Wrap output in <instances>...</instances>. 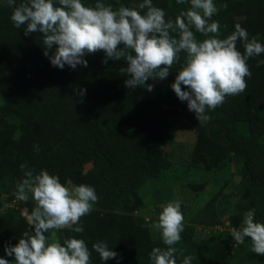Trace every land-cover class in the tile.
<instances>
[{
	"label": "trees",
	"instance_id": "trees-1",
	"mask_svg": "<svg viewBox=\"0 0 264 264\" xmlns=\"http://www.w3.org/2000/svg\"><path fill=\"white\" fill-rule=\"evenodd\" d=\"M21 2L16 0L17 5ZM82 2L94 5L96 0ZM101 2L118 9L142 0ZM153 4L172 20L190 6L176 0H153ZM214 4L218 12L212 19L221 24V38L239 23L249 39L264 45V0H214ZM12 11L7 0H0V251L16 245L25 230H33L26 220L35 206L31 194L27 201L16 199L18 205L12 204L24 164L34 175L46 170L64 184L92 186L99 197L93 211L81 218L82 233L56 232L61 243L84 239L92 252L91 264H152V248L165 247L161 234L154 237L147 227L152 220L131 214L144 209L141 194L172 167V156L165 149L171 124L185 120L193 132L191 167L205 165L212 182L189 183L195 192L204 194L207 186L211 191L190 216V224H184L175 245L177 264L185 256L193 257L192 264H264V256L251 251L250 239L237 242L229 230H241L244 213L250 209L256 221L264 223V64L257 66L264 53L247 62L252 75L246 78V90L226 97L204 121L171 88L184 53L165 80L146 82L154 85L153 91L129 89L128 77L121 71L127 62L105 64L103 51L86 55L87 67L52 66L44 55L42 34L25 36L23 28L13 25ZM196 36L205 39L200 33ZM237 48L243 53L239 41ZM81 89L86 90L83 96L78 95ZM9 120L21 129L18 137H13L14 122ZM86 163L91 166L84 171ZM197 225L225 228L198 236ZM99 241H106L117 258L102 261L92 249Z\"/></svg>",
	"mask_w": 264,
	"mask_h": 264
},
{
	"label": "clouds",
	"instance_id": "clouds-1",
	"mask_svg": "<svg viewBox=\"0 0 264 264\" xmlns=\"http://www.w3.org/2000/svg\"><path fill=\"white\" fill-rule=\"evenodd\" d=\"M176 3L190 6L172 20L153 0H142L130 7L121 5L118 9L101 0L94 5L82 0H23L17 5L16 0H7L13 8V25L23 28L25 36L42 34L44 55L60 69L65 65L72 69L78 65L87 67L84 57L103 51L105 64L108 60L127 62V67L121 69L128 77L127 88L139 86L151 92L154 85L146 82L165 80L184 53V63L171 88L182 102H187L198 120L208 121L209 110L221 106L226 97L246 90V78L252 75L247 62L264 53V45L255 38L249 39L239 23L231 34L221 38V24L212 19L218 12L214 0ZM196 33L205 39L198 40ZM238 41L243 44V53L237 48ZM260 64L264 60L257 62V66ZM85 91L81 89L78 95L83 96ZM34 151L39 153L38 145ZM20 168L24 177L17 182L15 197L27 201L31 194L35 206L26 217L33 230H25L16 245L5 248L6 254L15 258L12 264H91L92 252L84 239L73 237L61 243L56 232L84 231L81 218L90 214L99 200L94 187L68 186L46 170L34 175L24 164ZM161 207L157 221L147 227L160 232L165 247H153L149 257L152 264H177L175 245L184 231L181 203L171 201ZM229 230H234L232 235L237 242L250 239L251 251L264 256V223L256 221L253 209L244 213L241 230ZM92 249L102 261L118 256L106 241L93 243ZM192 260V256H185L182 264H192ZM0 264L10 262L0 257Z\"/></svg>",
	"mask_w": 264,
	"mask_h": 264
},
{
	"label": "rangeland",
	"instance_id": "rangeland-1",
	"mask_svg": "<svg viewBox=\"0 0 264 264\" xmlns=\"http://www.w3.org/2000/svg\"><path fill=\"white\" fill-rule=\"evenodd\" d=\"M9 122H14V120H9ZM13 126V137H18L21 134V129L15 122L13 123ZM192 139L193 132L186 124V121L174 120L171 124V131L165 147L166 151L172 156V167L164 171L162 177L158 181L147 186V189L141 194L139 199L144 206V209L140 212H134L131 215L141 216L145 220L150 219L153 222H156L159 213L162 211V205L171 201H180L181 210L184 215V224H190V216L204 203L206 195H209L208 192L211 191V188L207 186L203 194L191 190L188 187L189 183L201 182L205 179H209L208 181L212 182L211 179L208 178L210 174L206 173L208 170L207 167L205 168V165L200 163V165H197L198 169L191 167L190 143L192 142ZM90 166L91 163H86L83 170H88ZM231 174L234 176L233 171H231ZM65 185L71 186L74 184L67 182ZM14 201L15 202H12V204L18 205L19 202L16 198ZM157 208H160V210ZM224 228L225 226L220 225L215 227H201L197 225L195 229L197 230L198 236H203V234ZM152 231L154 237L157 236L159 231L154 229H152ZM233 232L231 231V233ZM199 233L201 235H199ZM0 257L8 260L10 264H12L15 259L14 256H8L5 251H0Z\"/></svg>",
	"mask_w": 264,
	"mask_h": 264
},
{
	"label": "built area",
	"instance_id": "built-area-1",
	"mask_svg": "<svg viewBox=\"0 0 264 264\" xmlns=\"http://www.w3.org/2000/svg\"><path fill=\"white\" fill-rule=\"evenodd\" d=\"M234 231V230H233Z\"/></svg>",
	"mask_w": 264,
	"mask_h": 264
}]
</instances>
